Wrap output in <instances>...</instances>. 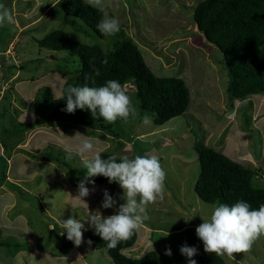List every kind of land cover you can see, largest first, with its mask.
<instances>
[{
    "label": "rangeland",
    "instance_id": "1",
    "mask_svg": "<svg viewBox=\"0 0 264 264\" xmlns=\"http://www.w3.org/2000/svg\"><path fill=\"white\" fill-rule=\"evenodd\" d=\"M11 1L0 0L9 7L16 22H23L25 17L19 13V9L24 10L26 7L33 6V0H16L15 3ZM200 1L106 0L104 15L115 17L120 22V31L115 36H98L87 23L77 17L67 16L60 4L56 9L49 11L40 22L23 31L17 32L15 22L12 25L0 27V65H6L12 72L14 68L21 72L19 76L10 80V86L14 84L15 89L19 83L16 81L24 80L25 83H20L23 91L36 89L33 104H27L26 108L29 111L32 110L37 117L29 118L26 121L28 124H33L40 118L46 119L49 114L57 112L55 107L51 110L46 103L38 104L40 98V96L36 97L38 90L47 86L50 88L52 97L56 98L67 78L81 66L79 57L70 56L66 50L47 51L48 49L38 46L36 40L53 30L64 31L71 39L84 44L98 45L104 50L111 49L114 42L125 34L138 45L144 61L154 74L181 77L189 89L190 96L187 110L160 126L153 122L151 127H145L139 118L131 119L128 123L117 120L110 124L107 129L109 133H106L108 131L82 126L64 120L63 117L57 120L51 118L56 120L53 125L60 127L61 134H55L54 129L46 130L48 143H45L42 149L40 148L41 150L39 149L40 151L38 150L37 154L31 157L39 159V157L51 156L49 159L52 161H47V164L34 161L29 165L30 170L26 168L34 177L36 176L28 183L33 188L31 191L34 194L41 193L43 202L50 203L52 198L55 207L51 211L48 210L47 214L42 213L39 202L32 195L23 194V197L29 201V211H35V213L24 214L23 221L28 224L19 227L26 228L24 231L31 236L38 235L37 242L46 245L47 260L44 262L36 260L37 262L34 261L31 264L64 263L62 256L68 252L66 247H69L70 243L66 239V234L59 233L62 229L57 224L58 218L67 219L72 215L79 219L86 216L88 211H100L102 215L107 216L114 211L101 208L103 190L109 187L97 183L94 184L95 191L83 198L88 203L89 210L82 206H70V202L77 194V184L84 177V171L79 169V158L69 162L62 160V157L66 155V147L74 146L73 135L76 133L83 134L92 140L99 150L112 153L132 156L150 154L148 151L151 146L166 149V154L163 157L159 156L160 163L166 172L164 198L148 205L152 208L147 206L149 218L143 225L148 229L143 226V229L140 228L136 232L137 244L128 253L132 257H140L146 252L155 251L159 264H187V258L179 251L183 244L197 248L198 252L193 257L197 264H201V257L214 254L204 251L202 242L195 235V227L191 226V224L198 226L202 222L201 217L207 219L213 206L204 202L194 190L200 170L195 149L197 141L215 146L214 149H217L224 144L223 141L226 138L222 153L245 166L257 169L260 179L257 184L264 186V93L234 99L230 103L226 89L227 71L223 65L221 53L204 40L193 21L194 7ZM36 10V14L40 13V9ZM14 36L13 48L17 54L15 59L11 56L16 55L13 49L9 52L11 55L4 54L5 47ZM13 60L20 63L21 67L10 65L14 63ZM2 73L0 68V78ZM1 82L2 80L0 85ZM125 88L127 92L134 90L129 84H126ZM5 94L11 97V94L15 93L8 90ZM130 97L136 106L133 97L131 95ZM6 101L3 100L2 104L6 105ZM175 118H180L182 122ZM50 121L46 119L47 123ZM13 126V132L8 137L3 133L0 135V141H5L3 143L5 155L12 147V142L21 136L22 127L25 125L14 123ZM28 127L30 126L26 128ZM149 130H152L154 135L145 137L144 132ZM104 135H107L105 139ZM242 139L248 142L245 144ZM158 148L156 151L153 149V154L162 151ZM13 155L15 161L19 160L20 154ZM240 156H242L241 161H239ZM4 167L5 159L0 158V177H4ZM45 176L48 178L45 179ZM40 183L44 185L41 190ZM66 184L72 191L71 194ZM70 184L73 188H70ZM85 186L90 189L93 187L88 183ZM116 186L117 194L122 195L119 185ZM108 192L111 195L109 190ZM112 196L118 204L123 203L116 193ZM16 219L21 218L16 217ZM87 225L85 223V229H82L81 245L77 246L74 252L71 250L75 261L70 264L80 263L78 255H85L88 264H115L107 251L102 248L96 249L89 243L87 232L90 227L87 228ZM182 225H186L183 230L170 231ZM167 231L168 235L162 236ZM31 245L35 246L33 243ZM166 248L171 249V256L165 255ZM6 251L9 253V249L5 246L0 247V264H12L9 255L2 254ZM234 257L235 259H229L226 256L222 258L226 264H264V239H258L250 252L234 254Z\"/></svg>",
    "mask_w": 264,
    "mask_h": 264
},
{
    "label": "trees",
    "instance_id": "2",
    "mask_svg": "<svg viewBox=\"0 0 264 264\" xmlns=\"http://www.w3.org/2000/svg\"><path fill=\"white\" fill-rule=\"evenodd\" d=\"M59 4L67 16L77 17L87 23L98 36H104L96 28L104 16L103 12L86 5L84 0H60ZM57 6H53L51 10ZM193 21L204 40L221 53L227 71L226 89L230 103L234 99L264 93V0H201L194 7ZM36 42L39 47L50 51L66 50L70 56L79 57L80 68L67 78L62 87L66 84L82 86L86 83L89 86H100L110 79L119 81L124 87L131 84L134 90L128 94L133 97L141 116L147 113L152 116L154 124L159 126L183 114L188 108L190 96L184 80L178 76L154 74L144 61L138 45L125 34L109 50L71 39L61 30L50 31ZM1 67L5 68V78H8V70L11 69L3 64ZM36 95L40 96L38 104L46 103L51 110L54 107L57 109L56 113L49 114L46 119L63 117L64 120L82 126L109 132L107 129L110 124L103 119L92 118L88 110L77 109L71 114L62 111L66 101L52 97L49 87L40 88ZM9 103L4 109L6 112ZM36 122L40 123L39 120ZM195 149L200 170L194 190L204 202L231 205L243 199L254 208L264 203V186L257 184L260 180L257 169L230 159L202 141L195 143ZM110 153L112 152L102 151L105 158ZM62 160L65 158L62 157ZM91 179L108 187L115 184L108 183L102 176ZM87 236L92 246L106 250L115 264H159L155 251L146 252L141 258L126 253L135 244L136 233L131 239L120 242L112 249L106 248V243L91 227ZM200 262L226 264L222 257L215 254L201 257Z\"/></svg>",
    "mask_w": 264,
    "mask_h": 264
},
{
    "label": "clouds",
    "instance_id": "3",
    "mask_svg": "<svg viewBox=\"0 0 264 264\" xmlns=\"http://www.w3.org/2000/svg\"><path fill=\"white\" fill-rule=\"evenodd\" d=\"M84 3L103 12L106 0H84ZM14 22L15 17L9 7L0 2V27ZM96 28L104 36H115L120 31V22L115 17L104 15ZM56 100L66 101L62 109L66 113L71 114L81 109L88 110L92 118L103 119L109 124L117 120L128 123L131 119L139 118L143 126L153 125L152 117L147 113L141 116L126 88L115 79L106 80L100 86H89L87 83L82 86L66 84L57 94ZM175 120L182 122L180 118ZM73 136L74 146L65 148L64 158L69 162L79 158V169L84 171V177L77 184V194L70 206H82L89 210L88 203L83 198L95 191V182L90 178L96 176L106 178L110 184L117 183L122 190L120 199L123 203L118 204L108 190L104 189L101 208L113 209L112 214L104 216L100 211H88L86 216L79 219L72 215L67 219L58 218L57 224L62 229L59 233L66 234V239L75 246H80L83 241L82 229H85V223L81 221H87L94 233L106 243L107 249L115 248L120 242L131 239L148 220L147 206L163 200L166 172L155 154L129 156L113 152L105 158L102 150L92 140L80 133ZM86 183L93 187H86ZM201 220L195 228V235L202 242L204 251L214 253L215 256L235 259L234 254L250 252L253 244L264 237V203L255 208L243 199L231 205L216 203L208 218L201 217ZM167 235L168 231L162 234ZM179 251L187 258V264H197L193 259L198 252L195 246L183 244ZM171 254V249L166 248L165 255Z\"/></svg>",
    "mask_w": 264,
    "mask_h": 264
},
{
    "label": "crops",
    "instance_id": "4",
    "mask_svg": "<svg viewBox=\"0 0 264 264\" xmlns=\"http://www.w3.org/2000/svg\"><path fill=\"white\" fill-rule=\"evenodd\" d=\"M15 1L16 0H12L11 3L13 2L15 3ZM58 3H59L58 0H33V6L26 7L24 10L19 9L20 11L19 13L22 14L23 17H25V20L20 23L15 21L17 32L21 30L23 31V29L31 27L32 25L40 22V20L51 10V8L53 6H57ZM35 9H38V10L40 9V13L38 12V14H36L37 10L35 11ZM14 40H15V36L5 47L6 49L4 51V54H8L9 52H11V49H13L15 53V50L13 48ZM47 51H50V50L48 49ZM8 55H11V54H8ZM11 56L15 59L17 54L14 56L13 55ZM13 61L14 63L17 64L15 65V67L17 68L21 67L20 63L15 62V60ZM1 70L3 73H2V77L0 78V80H2L1 85H0V135L1 133H3L8 137V135L13 132L14 123L24 124L25 126L22 127L21 136L17 140L12 142V147L9 149L6 155H5V149L3 148L4 147L3 143L5 141L4 140H2V142L0 141V158L5 159V167L3 168L4 177H0V242H1L0 247L5 246L7 249H9V253L6 251L5 253H2V254L3 255L8 254L9 257L12 259L11 261L12 264H31L32 262L36 260L37 261L41 260L44 262L45 260H47L46 252H45L46 245H42L37 242L36 238H38V235L31 236L24 231L26 228L20 229L19 226H22V225L24 226L28 224L23 221L24 214H34L35 213V211L34 212L29 211L30 204H29L28 199H25V197H23L24 193H28L32 195L39 202L42 213L47 214L48 210L51 211V209H55V207L53 206L54 202L52 198L50 200V203L43 202L41 193L35 192L34 194L31 191L33 188L32 186H29L28 183H30L36 176L34 177L32 172L28 171L26 168H29V165H31L34 161L43 162L44 164H47L48 163L47 161H52V159H49L48 156L39 157V159L35 157L32 158L31 156L37 154L36 152H38V150L41 147H43L45 143H48L47 142L48 136H46L47 131L49 129L51 130L54 129L53 130L54 133L59 134L60 127L58 125H53V122H55L57 119L55 120L51 118L49 119V121L50 120H54V121H50V123L49 122L47 123L46 119L44 118H40L41 119L39 120L40 123H37V122H34L33 124L26 123V121L29 118L37 117V115H35V113L32 110L29 111L26 108L27 104H33L34 96H35L34 92L36 89L34 88L27 89V90L25 89L23 91L20 83H25L24 80L16 81L19 83H17L18 86H16V88L14 89L15 87L14 84L12 87L10 86L11 84L10 80L19 76L21 72L16 71L15 68L13 72L11 70H8L10 74L8 75L7 80H4L5 79V68L1 67ZM129 85L132 86L131 84ZM8 90L9 91L12 90L15 94L14 95L11 94V97H8L7 94H5V91H8ZM5 99H7V101ZM3 100L4 102L6 101V105L2 104ZM8 102H10L9 103L10 105H9L8 111L6 112L4 111V109L7 106ZM27 126H30V127L26 128ZM164 130H166V128ZM144 133L146 134L145 137L154 135L152 130L151 131L149 130L148 132H144ZM105 136L107 135H104V139H105ZM32 140H34V142H32ZM242 141H244L245 144L248 142V140H244V139H242ZM223 142L224 144H226V138ZM150 143H151V140H150ZM224 144L220 145V147L216 146V148L218 147L216 150L222 152L224 150ZM156 145L158 146V144ZM212 147L214 148L215 146H212ZM157 148L158 147L151 146L148 152H150V154H153V149H155L156 151ZM158 149H161V148H158ZM161 150L162 151L160 153L154 152V154L156 155L157 153L158 157L159 156L163 157V155L166 154L165 153L166 149L165 150L161 149ZM15 153L20 154V158L17 161H15L13 157L14 156L13 154ZM241 160H242V156H240L239 161ZM47 178L48 177L45 176V179ZM40 184H41L40 186V190H41L44 187V185L43 183H40ZM116 185L117 183H115L114 185L106 189L110 191L111 195L116 193V196L119 197L121 194L119 195L117 194ZM66 188L68 189L67 184H66ZM70 188H73V185L70 184ZM71 192L72 191H70V194ZM25 208H28V210H25ZM148 208H152V206L150 207L148 206ZM16 217L21 218V219L17 220ZM81 222L87 223V221H81ZM143 226L144 225H142L141 228ZM184 226L186 225L177 227V229H171L170 231L183 230ZM191 226L195 228L197 227V225L195 224H191ZM88 227L89 226L87 225V228ZM144 230L147 231L146 229ZM57 236L59 237L60 235H57ZM32 243L35 246H32L31 245ZM69 243H70V246L66 247L68 252L64 253V255L62 256V258L64 259L63 264H70L75 261L73 253H71V250L72 252H74L77 246H75L71 241H69ZM136 244L137 242H135L132 249L135 247ZM132 249L127 250L126 253H129V251H131ZM76 255H78V252H76ZM78 256H79V259L81 260L79 264H88V262L86 261L85 255H83L84 257L80 255Z\"/></svg>",
    "mask_w": 264,
    "mask_h": 264
}]
</instances>
